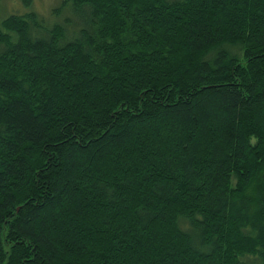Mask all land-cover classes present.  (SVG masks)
I'll use <instances>...</instances> for the list:
<instances>
[{
	"label": "trees",
	"instance_id": "obj_1",
	"mask_svg": "<svg viewBox=\"0 0 264 264\" xmlns=\"http://www.w3.org/2000/svg\"><path fill=\"white\" fill-rule=\"evenodd\" d=\"M22 3L0 264H264V0Z\"/></svg>",
	"mask_w": 264,
	"mask_h": 264
},
{
	"label": "rangeland",
	"instance_id": "obj_2",
	"mask_svg": "<svg viewBox=\"0 0 264 264\" xmlns=\"http://www.w3.org/2000/svg\"><path fill=\"white\" fill-rule=\"evenodd\" d=\"M58 0H31V8L39 15L47 17L50 10L56 5ZM17 9V10H15ZM20 9L21 11H18ZM26 9L23 6L22 0H0V17H6L13 11L23 13Z\"/></svg>",
	"mask_w": 264,
	"mask_h": 264
}]
</instances>
